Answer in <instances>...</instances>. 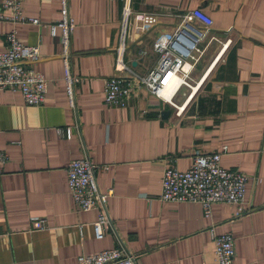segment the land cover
<instances>
[{"label": "crops", "instance_id": "obj_1", "mask_svg": "<svg viewBox=\"0 0 264 264\" xmlns=\"http://www.w3.org/2000/svg\"><path fill=\"white\" fill-rule=\"evenodd\" d=\"M20 3L26 17L45 23L59 17V0ZM68 6L69 66L79 77L74 107L58 38L45 25L0 21V50L14 26L21 42L38 46L32 65L46 78L38 105L26 104L18 90L0 89V149L7 155L0 264H77L79 254L115 245L135 253L137 264H208L212 234L225 231L233 236V264H264V0H130L124 59L137 74L156 65L153 44L171 40L191 10L200 8L212 23L202 37L204 25L186 18L183 32L195 41L184 60L191 87L180 86L173 104L142 86L123 107L103 101L123 0H68ZM57 127H69L70 136ZM211 151L221 152L222 166L244 173L243 203H213L205 216L198 202L159 199L168 163L183 169L195 152ZM81 157L109 164L95 172L100 191L112 188L101 237L92 226L98 210L79 208L67 186L66 164ZM37 218L43 227H33Z\"/></svg>", "mask_w": 264, "mask_h": 264}, {"label": "built area", "instance_id": "obj_2", "mask_svg": "<svg viewBox=\"0 0 264 264\" xmlns=\"http://www.w3.org/2000/svg\"><path fill=\"white\" fill-rule=\"evenodd\" d=\"M59 17L45 23L37 17H26L21 12L20 0H0V21L11 24L30 22L48 27L52 36L59 42V51L64 65V83L68 103L74 107V84L79 77L73 74L69 66L70 35L74 20L70 14L68 0H59ZM130 17V0H123L122 21L119 42L115 49L113 73L103 84V101L107 105L126 106L135 89L146 87L155 96L173 104V97L182 85L190 86L187 81L188 71L184 68V60L190 56L194 47V39L183 32L188 17H193L204 25L205 32L212 23V18L200 8L191 10L183 19L182 26L175 36L167 42H155L154 50L159 54L156 65L144 74L130 70L125 62V38ZM226 43V42H225ZM40 56L39 48L34 44L21 42L14 26L5 32V46L0 50V89L18 90L26 104L38 105L44 99L46 78L33 67ZM179 81L174 91L165 97L161 90L175 79ZM193 93L190 92L186 99ZM184 104V103H183ZM183 104L177 107L180 112ZM60 135L70 136L69 127H57ZM220 151L195 152L188 167L180 169L172 162L162 172L159 199L162 201H194L200 203L203 214L209 216L211 205L216 202L241 204L245 200L244 173L236 169H228L220 163ZM6 153L0 149V173L6 161ZM109 164L99 165L88 157L74 158L65 167L68 189L76 205L81 209L96 208L97 217L92 221L94 235H104V225L108 222L106 198L112 188L102 192L98 189L95 172L97 169L107 170ZM241 211H237L240 214ZM35 228L44 226V219L32 221ZM213 259L208 264H233L235 254L232 233L229 231L213 233ZM136 254L128 251L123 245H115L93 253H81L77 264H137Z\"/></svg>", "mask_w": 264, "mask_h": 264}, {"label": "bare ground", "instance_id": "obj_3", "mask_svg": "<svg viewBox=\"0 0 264 264\" xmlns=\"http://www.w3.org/2000/svg\"><path fill=\"white\" fill-rule=\"evenodd\" d=\"M178 81H179V78L176 77V79H175L173 82H171V83H173V84L176 83V85H177ZM169 85H170V84H169ZM169 85L166 86L165 88H163V89L161 90V93H162V94L166 93V91H167ZM175 87H176V86H175ZM174 89H175V88H174ZM195 89H196V88H195Z\"/></svg>", "mask_w": 264, "mask_h": 264}]
</instances>
